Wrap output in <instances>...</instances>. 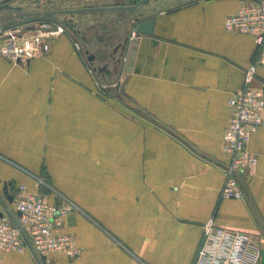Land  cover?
<instances>
[{"label":"crops","instance_id":"1","mask_svg":"<svg viewBox=\"0 0 264 264\" xmlns=\"http://www.w3.org/2000/svg\"><path fill=\"white\" fill-rule=\"evenodd\" d=\"M45 1L79 8L30 4ZM257 1L158 0L95 13L131 20L125 35L98 29V43L68 30L90 66L70 34L53 38L45 57L14 65L0 56V217L5 185L9 196L20 185L38 192L33 176L44 174L75 206L61 233L82 250L51 264H194L208 226L249 234L264 264V123L248 146L258 164L240 176L245 198L221 196L230 101L246 86L264 92L255 38L225 20ZM150 20L153 34L131 41L137 21ZM0 264L40 263L29 251H0Z\"/></svg>","mask_w":264,"mask_h":264},{"label":"built area","instance_id":"2","mask_svg":"<svg viewBox=\"0 0 264 264\" xmlns=\"http://www.w3.org/2000/svg\"><path fill=\"white\" fill-rule=\"evenodd\" d=\"M57 25L61 24L40 22L31 29L0 26V56L17 63L47 56L52 39L59 33ZM61 26L63 30L65 27ZM225 28L252 35L257 46L256 61L264 65V0L227 17ZM138 38L140 34L133 29L131 41ZM230 107L232 113L223 137V150L231 160L226 167L221 196L241 200L245 198V190L240 176L258 164V157L248 146L264 123V92L246 86L233 96ZM11 197L0 217V251H29L40 264H51L55 254L69 257L81 254L75 237L61 233L66 216L75 207L72 203H53L39 188L38 192H31L25 185H20ZM204 235L194 264H260L262 249L246 232L208 226Z\"/></svg>","mask_w":264,"mask_h":264},{"label":"water","instance_id":"3","mask_svg":"<svg viewBox=\"0 0 264 264\" xmlns=\"http://www.w3.org/2000/svg\"><path fill=\"white\" fill-rule=\"evenodd\" d=\"M158 0H140L132 6H112V7H86V8H67V9H50L52 3L45 1L43 4H29L25 6H15L16 0H6L0 2V26L5 23L4 28H14L16 26H25L40 22H53L64 25L73 33H78L76 17L85 14L107 13V12H129L142 11L144 7ZM54 3V2H53ZM51 5V6H50ZM53 7V6H52ZM31 9V11H29ZM141 16V15H140ZM26 29H31L27 27ZM135 29L140 35H152L154 29V21H137ZM129 39L127 38L121 47L122 52L125 51ZM94 56L90 55L89 60L93 61ZM104 69H100L102 71ZM4 195L8 202L12 201V197L8 195V185L4 187Z\"/></svg>","mask_w":264,"mask_h":264},{"label":"rangeland","instance_id":"4","mask_svg":"<svg viewBox=\"0 0 264 264\" xmlns=\"http://www.w3.org/2000/svg\"><path fill=\"white\" fill-rule=\"evenodd\" d=\"M34 2V0H28L27 4ZM134 0H58V4H60V6L62 7H79V8H86V7H96V6H101V5H114V4H128V3H134ZM28 4V5H29ZM106 17V18H105ZM117 18H110L107 17L106 15L101 16V15H97V14H91V17H89L88 15H85L83 17H76V21H77V28L81 29L82 31L80 33H82L83 35H91L90 37H92L93 42L98 43L99 41H97V38H102L100 37L99 33H98V29L100 28H106L109 29V32L111 34L116 33V32H120L123 30V34H126V30L127 29V25L130 22V18H129V13H123V14H119L118 16H116ZM58 29L57 31L59 32L57 36H62L64 34H70L69 33V29H67L65 26V28L61 25H57ZM63 27V30H60V27ZM18 27H24V26H16L14 27L15 29H17ZM37 27V26H36ZM33 28V27H32ZM102 30V29H100ZM71 37V34H70ZM111 35L108 37L110 38ZM72 40L74 41V45L76 47V49L80 52L83 60L89 65L90 63L87 62V55L84 54V50L82 48V45L79 44L78 41L80 40H74L73 36L71 37ZM83 51V52H82ZM2 57V56H1ZM4 58L6 61H8L11 64L17 65V62L2 57ZM90 66V65H89ZM91 70H93V67H90ZM11 163V161H8ZM27 171V170H26ZM34 177V181L37 183H39V191L43 192L45 195L48 196V194L52 193L55 194V196L57 197V200L60 201L61 203L64 202H70L72 203V201H70L69 199H67L62 193L56 191V189H54V187L49 183V180L47 178L46 175L41 174L40 176H33Z\"/></svg>","mask_w":264,"mask_h":264},{"label":"flooded vegetation","instance_id":"5","mask_svg":"<svg viewBox=\"0 0 264 264\" xmlns=\"http://www.w3.org/2000/svg\"><path fill=\"white\" fill-rule=\"evenodd\" d=\"M4 1V0H3ZM1 2V1H0Z\"/></svg>","mask_w":264,"mask_h":264}]
</instances>
